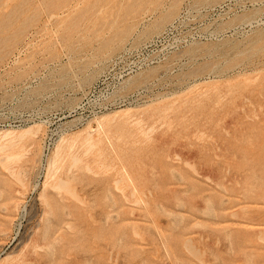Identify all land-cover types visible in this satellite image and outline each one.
<instances>
[{"label": "rangeland", "instance_id": "rangeland-1", "mask_svg": "<svg viewBox=\"0 0 264 264\" xmlns=\"http://www.w3.org/2000/svg\"><path fill=\"white\" fill-rule=\"evenodd\" d=\"M24 130L0 264H264V0H0Z\"/></svg>", "mask_w": 264, "mask_h": 264}, {"label": "bare ground", "instance_id": "bare-ground-1", "mask_svg": "<svg viewBox=\"0 0 264 264\" xmlns=\"http://www.w3.org/2000/svg\"><path fill=\"white\" fill-rule=\"evenodd\" d=\"M100 125H102L101 123H100ZM30 130V129H29ZM29 132H31V131H26L25 132V130H24V132L22 133L21 132V134H15V133H12V132H7V133H4V134H0V151H3V150H6L9 146H12L15 142H17V141H22V139H24L25 137H27L26 135H28L29 134ZM93 142V141H92ZM63 144V143H62ZM91 145H93L92 143L90 144V146ZM58 148H57V150H56V155H55V157H59V156H61V152H62V149H63V145H58L57 146ZM72 148V147H71ZM89 149V148H88ZM77 153V152H76ZM87 153V152H86ZM20 154L19 153H17V152H13V153H9V155H8V157H9V159L13 162H15V160L16 159H18V158H20ZM7 157V156H6ZM24 157V156H23ZM74 157H75V155H74ZM83 157V156H82ZM81 157V158H82ZM61 158V157H60ZM8 159V158H7ZM73 159V158H72ZM76 159V158H75ZM75 159H73V160H75ZM78 159V158H77ZM60 160V159H59ZM76 161V160H75ZM74 161V163H76L77 161L79 162V160H77L76 162ZM81 161V160H80ZM53 162L54 163H56L57 161H54L53 160ZM52 162V164H54ZM58 165V164H57ZM50 166H53V165H50ZM55 166H56V164H55ZM49 169V168H48ZM57 169V168H56ZM89 169H90V167H89ZM50 170V169H49ZM53 170H55V168L53 167ZM86 170H88V169H86ZM50 171H52V168H51V170ZM54 172V171H53ZM69 172V171H68ZM18 174V173H17ZM52 174V173H51ZM19 175V174H18ZM53 175V174H52ZM49 176H51V175H49ZM62 180H60V182H61ZM63 182V181H62ZM65 182H63L62 184H64ZM59 186V185H58ZM57 186V187H58Z\"/></svg>", "mask_w": 264, "mask_h": 264}]
</instances>
